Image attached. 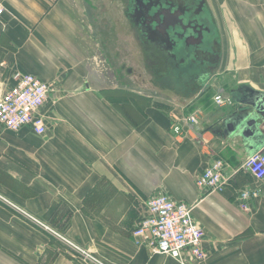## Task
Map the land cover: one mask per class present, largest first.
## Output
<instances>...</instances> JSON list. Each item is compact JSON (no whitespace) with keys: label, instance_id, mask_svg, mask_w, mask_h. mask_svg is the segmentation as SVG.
<instances>
[{"label":"crops","instance_id":"obj_1","mask_svg":"<svg viewBox=\"0 0 264 264\" xmlns=\"http://www.w3.org/2000/svg\"><path fill=\"white\" fill-rule=\"evenodd\" d=\"M205 1L215 60L179 88L151 72L122 0H0V94L15 70L53 85L44 134L0 127V264H97L62 237L105 264H179L131 236L158 193L191 205L203 231L206 257L187 264H264V183L243 166L264 122L257 137L227 128L264 100V0ZM193 110L196 126L183 122ZM218 157L229 184L199 190ZM242 189L258 192L248 210Z\"/></svg>","mask_w":264,"mask_h":264},{"label":"built area","instance_id":"obj_2","mask_svg":"<svg viewBox=\"0 0 264 264\" xmlns=\"http://www.w3.org/2000/svg\"><path fill=\"white\" fill-rule=\"evenodd\" d=\"M3 13L4 8L0 4V16ZM11 81L12 84L0 94V127L17 131L28 125L35 133L44 134L46 125L41 110L49 99L53 85L18 70L12 72ZM213 101L221 106L228 99L215 95ZM183 122L198 125V111L188 113ZM170 129L175 135L183 132L179 122H172ZM243 166L255 179L264 183V147L248 155ZM226 167L227 163L222 158L213 159L196 174V187L205 192L222 191L231 179V174L225 173ZM257 194L256 190H240L241 208L248 210L247 200ZM143 205L147 215L131 231L135 243L146 245L152 253H165L179 264H187L188 261L198 263L205 259L206 252L202 247L204 234L191 215V205L175 201L165 193L149 196ZM62 239L83 256L97 264H105L64 237Z\"/></svg>","mask_w":264,"mask_h":264},{"label":"flooded vegetation","instance_id":"obj_3","mask_svg":"<svg viewBox=\"0 0 264 264\" xmlns=\"http://www.w3.org/2000/svg\"><path fill=\"white\" fill-rule=\"evenodd\" d=\"M122 1L136 38L152 56L150 69L156 79L179 88L198 85L215 60L213 19L206 1Z\"/></svg>","mask_w":264,"mask_h":264},{"label":"water","instance_id":"obj_4","mask_svg":"<svg viewBox=\"0 0 264 264\" xmlns=\"http://www.w3.org/2000/svg\"><path fill=\"white\" fill-rule=\"evenodd\" d=\"M262 102H264V100H254V102H251L256 115L241 118L239 122L237 120H234V122H229L227 123V128L233 130L234 128H237L239 125H241V131L243 135H245L246 137H257L259 135L258 125L260 124V122H264V105L262 104ZM236 121L238 123H236Z\"/></svg>","mask_w":264,"mask_h":264},{"label":"rangeland","instance_id":"obj_5","mask_svg":"<svg viewBox=\"0 0 264 264\" xmlns=\"http://www.w3.org/2000/svg\"><path fill=\"white\" fill-rule=\"evenodd\" d=\"M141 72H142V74H143V73H145V71H144V69H143V68H142ZM147 74H148V73H147ZM143 77H144V76H143ZM143 79H145V77H144ZM147 79H148V77H147ZM146 82H147V81H146ZM145 84H146V83L144 82V84H143V87H142V89H143V90H144V89H148V88H149L147 85H146L147 87H146V86H144Z\"/></svg>","mask_w":264,"mask_h":264}]
</instances>
